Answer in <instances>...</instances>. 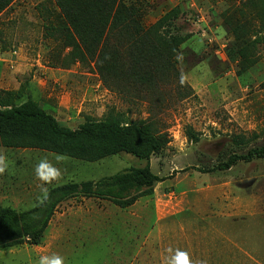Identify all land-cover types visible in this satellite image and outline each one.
<instances>
[{"label": "rangeland", "instance_id": "374dc122", "mask_svg": "<svg viewBox=\"0 0 264 264\" xmlns=\"http://www.w3.org/2000/svg\"><path fill=\"white\" fill-rule=\"evenodd\" d=\"M54 2L14 0L0 14V91L19 92L17 106L29 99L70 130L85 117L102 120L111 108L132 124L155 119L169 136L149 159L161 182L152 197L125 210L94 199L60 204L40 245L0 250V264H156L158 218L166 264H185L187 254L176 250L168 232L174 222L191 220L199 230L207 206L233 207L251 188L264 195V156L215 170L230 157L264 148V32L263 42L251 49L255 64L240 73L242 45L232 29L242 22L243 0H132L145 28L180 9L176 27L189 38L179 47L175 66L185 87L158 85L154 96L133 85L111 92L94 60L65 36ZM188 130L196 142L188 140ZM144 165L125 153L85 163L0 147V206L26 211L58 185L98 182ZM202 235L198 232V239Z\"/></svg>", "mask_w": 264, "mask_h": 264}, {"label": "trees", "instance_id": "16d2710c", "mask_svg": "<svg viewBox=\"0 0 264 264\" xmlns=\"http://www.w3.org/2000/svg\"><path fill=\"white\" fill-rule=\"evenodd\" d=\"M13 1L0 0V14ZM54 1L65 36L76 41L94 60L106 89L123 92L133 85L154 96L158 85L185 87L175 58L189 36H181L176 27L181 13L178 7L145 28L132 0ZM238 13L242 22L235 24L232 34L242 45L237 52L243 62L242 73L255 64L251 49L263 42L260 35L264 32V0H243ZM251 37H255L254 42H248ZM19 99V92L0 91V147L39 150L85 163L125 153L143 160L145 165L98 182L58 185L26 211L0 206V250L40 245L57 207L71 199L106 201L125 210L139 199L153 196L154 186L161 180L151 173L149 159L169 143L167 132L155 119L149 117L132 124L124 113L111 108L102 120L85 117L77 129L70 130L59 126L29 99L17 106ZM151 101L153 104L157 100ZM187 138L196 142L189 130ZM254 156H264V148L249 151L246 156L230 157L215 170L226 171L234 162Z\"/></svg>", "mask_w": 264, "mask_h": 264}, {"label": "crops", "instance_id": "0c3cea01", "mask_svg": "<svg viewBox=\"0 0 264 264\" xmlns=\"http://www.w3.org/2000/svg\"><path fill=\"white\" fill-rule=\"evenodd\" d=\"M254 189L238 195L233 207L225 209L221 204L209 210L207 206L199 230L191 220L170 226L176 250L187 254L185 264H264V195ZM157 221L156 264H166L160 248L165 231L160 218ZM198 232L203 233L199 239Z\"/></svg>", "mask_w": 264, "mask_h": 264}]
</instances>
